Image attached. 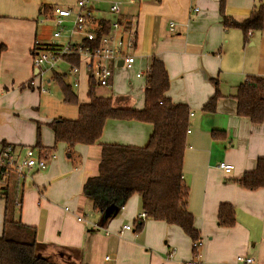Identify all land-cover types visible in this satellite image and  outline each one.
<instances>
[{"label": "crops", "instance_id": "0c3cea01", "mask_svg": "<svg viewBox=\"0 0 264 264\" xmlns=\"http://www.w3.org/2000/svg\"><path fill=\"white\" fill-rule=\"evenodd\" d=\"M219 1L90 0L97 21L119 20L136 36L134 48L128 50L134 56L132 67L110 64L108 85L97 87L96 94L110 98L117 108L142 109L147 69L155 57L169 79L164 96L189 109L182 178L189 188L188 211L199 232L195 256L193 242L176 225L145 217L136 230L135 221L142 212L137 194L106 218L104 212L93 209L84 193L87 178L98 175L102 146L142 148L152 133L151 124L108 118L94 144H77L71 151L63 142L54 145L53 132L46 124L78 116L77 105L63 101L54 76L70 86L78 104L89 102V77L81 66L78 86L73 87L69 65L74 58L65 56L39 78L32 50L54 43V23L41 22L39 10L53 5L74 7L76 0H0V143L29 147L46 158L43 170L12 175L8 189L15 200L13 219L33 227L36 241L45 247L39 255L57 264H242L238 256L253 258L251 264H264V188L248 190L237 182L255 169L258 158H264V119L253 124L238 116L234 98L248 77L264 76V25L245 35L239 28L225 26ZM262 1L225 0L223 13L240 21ZM113 3L120 6L119 16L109 11ZM30 81L33 88H21ZM50 82L59 88L61 101L68 107L32 120L28 135H22L16 121L23 122L16 114L30 108L26 103L30 98L31 108L37 110L42 99L50 106V97L41 96L49 93L45 83ZM216 89L219 98L214 111H203ZM20 100L21 110L8 103ZM37 124L42 149L34 146ZM213 131L222 136L213 138ZM221 162L233 166L230 174L218 168ZM4 204L5 198H0V233ZM221 204L234 209L232 227L218 222ZM127 225L130 229L124 228Z\"/></svg>", "mask_w": 264, "mask_h": 264}, {"label": "trees", "instance_id": "16d2710c", "mask_svg": "<svg viewBox=\"0 0 264 264\" xmlns=\"http://www.w3.org/2000/svg\"><path fill=\"white\" fill-rule=\"evenodd\" d=\"M224 1H219V10L225 26L239 28L244 35L248 31L262 29L264 1L240 21L225 16ZM52 8L53 6L42 7L39 10L41 22L50 21ZM99 24L101 28L98 34L110 31V22L101 21ZM36 50L38 48L32 50L33 55ZM72 61L75 65L79 63L76 57ZM149 69L144 89V107L140 110L117 108L110 98L98 96L97 84L91 75L87 91L89 102L78 104L70 86L62 77L55 75L54 79L61 88L63 101L77 105L78 116L74 120L56 118L46 125L53 132L54 145L63 142L71 151L77 144H94L108 118L134 119L151 124L152 133L147 145L142 148L114 144L102 146L98 175L87 178L83 185L84 193L91 200L93 209L100 213L111 205L113 209L122 207L130 196L137 194L141 210L145 212L147 219L176 225L193 243H199V232L194 228L193 216L188 211L189 188L182 178L189 109L184 105L172 103L164 96L169 79L162 62L151 57ZM213 83L216 84V81ZM21 88H33V83L30 81L21 85ZM218 98L216 89L202 110L213 112ZM234 98L238 116L247 118L253 124L261 123L264 119V76L248 77L237 87ZM39 126L37 124L34 146L42 149ZM211 135L218 138L222 136V132L213 131ZM0 144L5 146L8 143ZM10 178L11 176L7 178L8 182ZM237 182L248 190L264 188V158H258L255 169L244 173ZM8 189L3 194L5 204L0 233V264H57L39 255L40 250L45 247L36 241L35 229L13 219L11 211L15 200L10 196ZM217 219L220 225L232 227L235 223L233 207L221 204ZM142 224L143 221H135L137 231L141 229ZM198 247L199 244L192 247L195 256Z\"/></svg>", "mask_w": 264, "mask_h": 264}, {"label": "built area", "instance_id": "2783aa9c", "mask_svg": "<svg viewBox=\"0 0 264 264\" xmlns=\"http://www.w3.org/2000/svg\"><path fill=\"white\" fill-rule=\"evenodd\" d=\"M52 9L50 21L55 26L52 34L54 43L41 45L33 55V64L39 78L45 72L54 69L57 61L65 56L76 57L79 60L77 65L69 63V71L74 76L73 87L78 86L77 74L81 66L85 68L88 77L91 75L95 79L97 87L101 88L108 85L112 73L110 64L122 61L124 67H132L134 56L128 53V50L134 48L136 36L133 32L126 31L124 24L119 20L110 23L111 29L108 33L98 34L101 20H96L95 10L90 5V0H76L74 7L53 5ZM109 11L119 16V4H111ZM96 13L99 15V12ZM61 38H65L63 43L58 42ZM149 71L150 69H147V73ZM41 90L46 91L43 88ZM45 167L46 158L37 154L32 148L0 144V195L7 188L4 180L10 175L22 177L29 171H39ZM218 168L225 174H230L233 170L231 164L222 162L218 164ZM145 217L146 214L142 211L138 220L141 221ZM124 228L130 229V226L127 225ZM198 244L194 242L192 247ZM236 260L242 264L253 262V258L243 256H238Z\"/></svg>", "mask_w": 264, "mask_h": 264}, {"label": "rangeland", "instance_id": "374dc122", "mask_svg": "<svg viewBox=\"0 0 264 264\" xmlns=\"http://www.w3.org/2000/svg\"><path fill=\"white\" fill-rule=\"evenodd\" d=\"M49 27V26H48ZM52 29V26L50 28V30ZM53 31V29H52ZM66 67V66H65ZM45 88L48 90V94H41L42 98H46L45 96L50 97L49 99L51 100V104L49 106V104L47 103V100L42 99V104H40V106L38 107V109L36 110L35 108H31V103L33 102V99H28L26 100V103L28 104L29 107L25 108L24 113H20V114H16V116L18 117V115L20 116V121L23 122V125L18 123L16 121L17 124H19L21 126V133L22 135H28L29 131L31 130V124H32V120L36 121L37 119H39L40 117H45L48 114H54L56 112H61V108H66L65 106L68 107V105H64V103H62L61 101V93L59 88L56 86L55 83L50 82V83H45ZM52 101H55V103L52 104ZM11 103L14 107H18L19 110H21L22 107V102L20 100L19 103L17 102H8ZM35 107V106H32ZM72 108V107H69ZM29 111H38L37 114H29ZM19 127V126H17ZM15 133V131H14ZM12 176V175H10ZM19 177V176H17ZM9 178V177H8ZM4 182L7 184V188L2 192V194L0 195V198H4L3 194L6 192V190L9 188L10 186V182L6 180H4ZM15 215H17L18 209L14 211Z\"/></svg>", "mask_w": 264, "mask_h": 264}, {"label": "water", "instance_id": "95a60500", "mask_svg": "<svg viewBox=\"0 0 264 264\" xmlns=\"http://www.w3.org/2000/svg\"><path fill=\"white\" fill-rule=\"evenodd\" d=\"M121 64H122V61H119V62H118V65H121ZM113 210H114V209H113V206H112V205L106 207V209H105V211H104V216H105L106 218L110 217V215L112 214Z\"/></svg>", "mask_w": 264, "mask_h": 264}]
</instances>
